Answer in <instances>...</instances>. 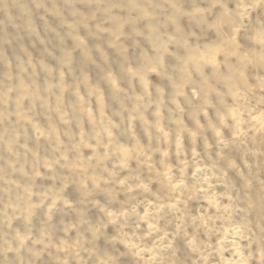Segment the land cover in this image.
<instances>
[{
    "label": "clouds",
    "instance_id": "clouds-1",
    "mask_svg": "<svg viewBox=\"0 0 264 264\" xmlns=\"http://www.w3.org/2000/svg\"><path fill=\"white\" fill-rule=\"evenodd\" d=\"M0 264H264V0H0Z\"/></svg>",
    "mask_w": 264,
    "mask_h": 264
}]
</instances>
